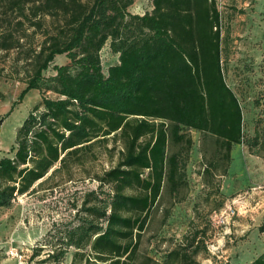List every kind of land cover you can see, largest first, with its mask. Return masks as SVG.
Returning <instances> with one entry per match:
<instances>
[{
	"label": "trees",
	"instance_id": "16d2710c",
	"mask_svg": "<svg viewBox=\"0 0 264 264\" xmlns=\"http://www.w3.org/2000/svg\"><path fill=\"white\" fill-rule=\"evenodd\" d=\"M131 2L0 0V49L20 45L25 26H40L43 15L56 21L22 56L31 67L15 102L30 88L40 98L16 126L11 154L0 156V207L56 171L68 174L93 144L120 143L115 163L96 176L97 188L83 192L77 221L51 233L56 240L41 262L59 264L72 247L67 264H126L163 178L171 188L179 182L186 154L168 152V140L188 149L187 129L214 135L226 156L232 143L264 150V107L253 134L242 136L240 106L221 71L214 0H151L142 14L127 10ZM104 45L115 54L105 72ZM60 53L68 61L44 76ZM182 258L189 263L186 253ZM247 264H264V249Z\"/></svg>",
	"mask_w": 264,
	"mask_h": 264
},
{
	"label": "rangeland",
	"instance_id": "374dc122",
	"mask_svg": "<svg viewBox=\"0 0 264 264\" xmlns=\"http://www.w3.org/2000/svg\"><path fill=\"white\" fill-rule=\"evenodd\" d=\"M218 10L220 65L226 84L241 110L243 138L253 134L264 107V0H214ZM149 0H132L127 10L148 8ZM55 19L45 14L40 26L26 25L20 45L0 49V156L11 154L16 126L36 103L38 89L30 88L15 102L24 87L30 57L44 30ZM101 69L115 61L107 45L100 51ZM68 61L56 54L42 71L54 72L55 64ZM46 95L53 96L50 90ZM12 104L11 109H9ZM185 142L168 140V152L186 154L183 173L171 188L166 177L139 233L136 251L126 264H247L264 249V150L257 153L243 142L232 143L227 156L218 138L187 129ZM119 141L107 138L84 153L82 163L70 172L56 171L36 185L33 192L16 195L10 206L0 207V264H54L39 261L55 242L52 232L77 221L73 214L82 194L97 188L96 176L114 164ZM185 149V150H184ZM104 190L107 189L103 185ZM131 191V190H128ZM75 203V205H73ZM49 232V233H47ZM41 246V247H39ZM197 246L192 252L191 249ZM33 248H39L30 256ZM69 247L59 264L70 261ZM186 253L189 263L182 258Z\"/></svg>",
	"mask_w": 264,
	"mask_h": 264
},
{
	"label": "built area",
	"instance_id": "2783aa9c",
	"mask_svg": "<svg viewBox=\"0 0 264 264\" xmlns=\"http://www.w3.org/2000/svg\"><path fill=\"white\" fill-rule=\"evenodd\" d=\"M149 2H150V5L148 6V8L142 9L141 11L136 12V13L142 14L144 11L150 10V8L152 7L151 0H149ZM100 51H101V49H100ZM100 51H99V53H100ZM100 58H101V55H100Z\"/></svg>",
	"mask_w": 264,
	"mask_h": 264
}]
</instances>
